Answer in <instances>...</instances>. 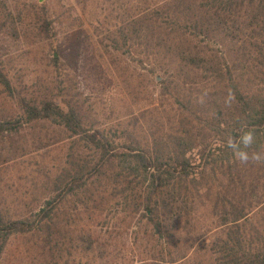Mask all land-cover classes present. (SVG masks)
<instances>
[{
  "label": "trees",
  "instance_id": "trees-1",
  "mask_svg": "<svg viewBox=\"0 0 264 264\" xmlns=\"http://www.w3.org/2000/svg\"><path fill=\"white\" fill-rule=\"evenodd\" d=\"M9 2L0 30L50 79L19 85L0 55V264H95L130 234L123 262L264 264V164L227 147L247 125L264 151V0ZM87 30L120 107L80 96L61 36Z\"/></svg>",
  "mask_w": 264,
  "mask_h": 264
},
{
  "label": "rangeland",
  "instance_id": "rangeland-1",
  "mask_svg": "<svg viewBox=\"0 0 264 264\" xmlns=\"http://www.w3.org/2000/svg\"><path fill=\"white\" fill-rule=\"evenodd\" d=\"M43 2L44 0H34ZM9 0H0V17L5 13V3L8 4ZM10 3V2H9ZM63 41L64 49L66 50L69 58V64L71 65V74L78 82V91L85 105L93 109L94 112H98L101 109L102 100L110 99L117 107L121 106L122 101L126 98L124 90L121 86L116 85L114 82L113 73L106 70L107 58L103 61L97 54L93 41L92 31L87 30L83 32L79 38L78 37H66L61 36ZM83 42V46H78L77 43ZM25 50L23 45L18 41L14 40L11 36H8L6 30H0V55H3L6 59H13L14 64L12 66L11 75L14 76V81L21 85L30 86L32 90L37 91L34 87L40 81H48L50 79L49 70L45 67V64L40 61L39 63L33 64L32 58L28 56H34L35 54L25 55ZM42 58V56H41ZM132 68L135 69L136 62L132 58ZM140 73L145 74L146 71L140 69ZM160 81V79H159ZM160 87L151 84L148 88V98L143 101L142 104L137 105L135 111H139L141 107H148L155 103L157 99L156 96H152V93H159ZM129 101V100H128ZM24 171H22L23 173ZM21 172L17 168H12L8 173H2V176L6 179L13 187L15 184L18 185L17 176ZM9 194V192H6ZM105 234V232H102ZM131 235V234H130ZM130 235H124L117 237L115 240H110L109 243L113 244L112 248L109 250V256H101L97 258V261H93L95 264H127L132 263L135 259L127 262L130 259H126L125 262L120 258L121 252L126 250L124 248V243H127V239L131 238ZM108 233L103 237L107 239ZM11 256L16 255V252L20 250V247L14 243L10 247ZM121 257H124L122 255ZM131 258V257H130ZM132 259V258H131ZM1 264H5L3 261ZM12 264H28V262L23 259H19Z\"/></svg>",
  "mask_w": 264,
  "mask_h": 264
},
{
  "label": "clouds",
  "instance_id": "clouds-1",
  "mask_svg": "<svg viewBox=\"0 0 264 264\" xmlns=\"http://www.w3.org/2000/svg\"><path fill=\"white\" fill-rule=\"evenodd\" d=\"M207 95L208 92L205 91L198 97L197 102L200 104H204L205 97ZM234 98V94L231 92V90H229L228 97L225 100L226 106L230 107ZM255 141L256 137L254 129L247 128V125H242L241 135L239 136V138L237 140L229 139L227 142V147L232 150L235 160L240 164L246 165L249 162L255 164H264V151L258 152L253 149Z\"/></svg>",
  "mask_w": 264,
  "mask_h": 264
}]
</instances>
